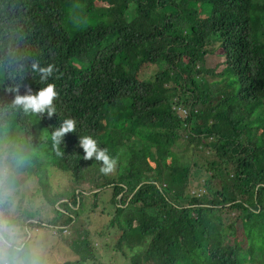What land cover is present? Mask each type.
<instances>
[{"label": "trees", "instance_id": "trees-1", "mask_svg": "<svg viewBox=\"0 0 264 264\" xmlns=\"http://www.w3.org/2000/svg\"><path fill=\"white\" fill-rule=\"evenodd\" d=\"M208 56L222 62L207 68ZM0 69V169L10 142L25 147L18 210L45 256L264 264V0H0ZM47 83L58 115L15 103ZM65 117L76 132L55 149ZM78 135L108 150L112 171L82 158ZM51 168L69 176L65 192Z\"/></svg>", "mask_w": 264, "mask_h": 264}, {"label": "clouds", "instance_id": "clouds-1", "mask_svg": "<svg viewBox=\"0 0 264 264\" xmlns=\"http://www.w3.org/2000/svg\"><path fill=\"white\" fill-rule=\"evenodd\" d=\"M38 71L41 73V81H47L53 68L48 66ZM56 97L55 85L47 83L34 94L17 96L15 103L22 105L25 111L51 118L58 115L54 104ZM76 126L73 118L60 119L58 126L51 131L53 148L58 149L62 145L66 133L76 132ZM77 146L82 149L84 160L101 163L102 173H108L114 168L116 160L106 148L99 147L92 136L78 135ZM5 151V164L0 169V264H47L39 232L31 225L27 215L18 210L16 174L27 160L26 149L21 144L10 142Z\"/></svg>", "mask_w": 264, "mask_h": 264}, {"label": "rangeland", "instance_id": "rangeland-1", "mask_svg": "<svg viewBox=\"0 0 264 264\" xmlns=\"http://www.w3.org/2000/svg\"><path fill=\"white\" fill-rule=\"evenodd\" d=\"M97 8L101 6V4H97L96 5ZM99 9V8H98ZM82 7L78 6L77 10L75 11L74 15L77 16L78 18H81L82 15ZM99 20V12L98 13H94L91 16H88L85 19V22L88 24H95L97 21ZM206 67L207 68H214L216 65L220 64L222 62V60L216 56H208L206 57ZM222 69V67H219L217 72L220 71ZM2 69H0V80L2 79ZM156 72V69L154 67H152L150 69L149 72H147V76L150 77L152 76L154 73ZM183 149V144H178V147L176 148L177 151H180ZM48 180H49V184L51 185L52 189H54V193L57 192H65V188L70 187V178L68 175L62 173L61 171H58L55 168H51L50 169V176H48ZM33 184H31L29 181H25L24 185L21 189V192L26 193V199H33V202H35V204L37 205L38 202V198L32 197V194H34L33 192ZM194 187V186H193ZM192 187V189H194ZM192 192H194V190H192ZM63 202V201H62ZM60 203V202H59ZM58 203V204H59ZM101 225V222L100 224ZM93 227V226H92ZM108 234V233H107ZM52 235L56 236L54 234V232H52ZM57 237V236H56ZM46 240V239H44ZM52 241V240H50ZM105 242L106 245H111L114 243L113 240V236L112 234H108V236L105 237ZM43 243H45V241H43ZM48 243V241H47ZM55 247H57V244L52 243ZM52 257H47V255H49ZM70 256H68L65 251L61 250V249H54L52 251H50V253L46 254L45 258L47 260V264H59V260L62 259H66L69 258ZM89 264H128V262L125 259H122L119 255L115 254V253H106L103 250H99V254L97 256V259L95 262L93 263H89Z\"/></svg>", "mask_w": 264, "mask_h": 264}]
</instances>
